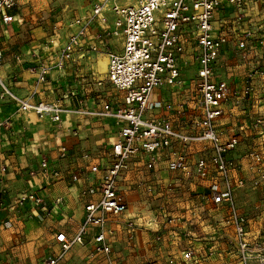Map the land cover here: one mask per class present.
<instances>
[{
	"label": "crops",
	"instance_id": "0c3cea01",
	"mask_svg": "<svg viewBox=\"0 0 264 264\" xmlns=\"http://www.w3.org/2000/svg\"><path fill=\"white\" fill-rule=\"evenodd\" d=\"M93 1L73 5L70 8L74 12H60L53 17L52 23L47 22L46 25L41 22L42 27L34 29L31 25L37 19L21 18L16 4L12 11L14 21L10 24L0 21V78L8 90L28 104H55L66 111L61 113V121L54 123L49 115L39 117L32 109L22 108L9 96L0 97V123L4 125L0 139V264H44L48 258L57 256L61 245L56 241V235L63 233L71 238L83 222L85 204L98 197V193L84 195L83 191L99 184L102 171L109 164L110 146L117 138L119 128L114 119L94 112L100 111L105 104L116 108L123 101L124 93L115 90L107 80L109 54L122 50L123 38L120 34L114 36L110 33L114 14L109 11L101 16L92 14ZM135 1L122 2V5ZM64 7L62 10H67L68 7ZM76 19H80L82 27L79 44L63 66L56 68L54 65L60 50L67 38L77 31ZM263 21L264 0H247L242 11L224 6L216 11V27L226 33L232 31L237 37L244 35L253 45L245 59L235 56L237 49L233 40L225 45L215 66L218 78H225L237 88H242L247 73L253 67L264 69V29L258 27ZM50 37L53 44L48 43ZM191 45L186 46L183 55V85L155 88L150 96L149 114L168 117L180 128L190 122L191 109L196 105V91L192 97L182 91L186 92L190 84L188 62L191 56L194 59ZM43 63L49 69L40 78ZM263 83L264 78L257 79L253 96L230 102L217 123L220 132H235L239 136L238 146L229 156L240 165L239 171L232 176H242L245 180L244 187L236 191L241 211L239 197L255 190L251 182L253 174L242 155L250 148L264 152V135L252 127L255 117H264V100L259 99ZM155 102L164 103L168 109L153 108ZM187 109L189 113L183 115L182 111ZM61 146L68 149V156L64 159L58 158ZM166 153L167 149L158 151L161 161L152 169L145 168V157H139L119 178L118 188L127 204V211L121 216L107 217L103 225L111 253H94L92 238L100 228L91 224L84 243L72 245L59 264H145V257L151 258L149 264H165L166 253L177 255L181 248L191 246L203 259L199 264H208L212 254L207 256V252L210 253L213 247L216 252V245L223 244L220 241L225 236L223 232L227 233L221 224L224 210L214 209L203 197L209 185L208 179L185 178L178 186L181 188H169L168 183L182 175L167 170ZM190 153L191 159L201 155L197 145L191 147ZM42 159L49 162L50 169L60 171L61 176L41 175ZM2 167H5V172H1ZM73 173L78 174L77 181L70 179ZM26 191L41 196L49 203L48 209L39 211L30 202L18 206L17 196ZM176 191H183L184 210L177 208L179 205L175 203L170 204L178 201L175 197L179 192ZM57 198L62 199L61 204L53 203ZM137 199L142 203L132 212L129 205ZM146 203H155L153 210L146 208V212ZM212 210L223 215H212ZM168 218L173 221L169 226ZM128 220L137 224L134 243L126 238ZM142 220L146 225L150 223L154 237L161 239L153 251L146 243L148 235L142 229ZM195 224H198V233L211 231L214 234L213 244L188 237L183 240V245H177V230L188 229L186 234L194 236L192 228Z\"/></svg>",
	"mask_w": 264,
	"mask_h": 264
},
{
	"label": "built area",
	"instance_id": "2783aa9c",
	"mask_svg": "<svg viewBox=\"0 0 264 264\" xmlns=\"http://www.w3.org/2000/svg\"><path fill=\"white\" fill-rule=\"evenodd\" d=\"M15 4V0H0V21L3 24L14 21L12 11ZM222 6L242 11L247 6V0H136L126 5L119 4V0L93 1L92 14L101 16L106 11L114 14L115 20L110 33L114 36L120 34L123 38L122 50L109 54L107 68V80L115 90L124 93L123 101L116 108L105 104L100 111L94 112L95 115L114 119L119 130L117 138L110 146L109 164L103 169L99 184L96 188L88 187L83 191L84 195L98 193L97 199L85 204L83 222L71 238L63 233L56 235L61 252L45 260L44 264H59L72 245L83 244L91 224L100 228L92 238L94 253L110 254L111 248L106 241L103 225L107 217L121 216L127 211V204L118 188L119 178L141 156L145 157V168L155 167L161 161L157 154L161 149H167V170L180 172L182 175L171 180L168 183L169 188L182 185L185 178L209 180L203 197L213 208L224 210L221 224L229 233L228 244L236 245L240 263L248 264L251 257L249 245L257 243L251 242L247 217L236 201V191L244 187L245 180L242 176H232V173L239 171L240 165L229 156L237 148L239 136L235 132H220L217 123L230 102L253 96L255 81L264 78V69L253 67L247 73L242 88L216 76V62L225 45L233 40L237 49L235 56L243 59L246 58L248 49L253 46L248 43L246 36L237 37L232 31L226 33L216 27L215 14ZM74 24L78 26L77 31L67 38L60 50L54 65L56 68L63 66L73 48L79 44L82 34L80 19H76ZM258 27L264 29V21ZM48 43H54L51 37ZM189 43L192 44L197 64L196 105L191 109L190 122L180 128L168 117L149 114L150 96L155 88L183 85V55ZM1 59L0 52V63ZM48 69L44 63L41 65L40 78L48 73ZM0 88V97L9 96L22 108L32 109L39 117L49 115L54 123H59L61 113L66 112L55 104H28L13 95L1 78ZM260 93L259 99L262 101L264 83ZM153 108L167 110L168 106L155 102ZM188 110L182 111V114L187 115ZM2 126L3 123H0V139ZM252 127L258 128V132L264 135V117H255ZM194 145L199 147L201 155L191 159L190 149ZM67 156V147L61 146L58 158L64 159ZM242 159L253 174L252 186H264V152L250 148L245 150ZM1 172H5V167L1 168ZM40 173L55 178L61 176L60 171L50 169L46 159L40 162ZM70 179L77 181L78 174H70ZM61 200L57 198L53 203L59 204ZM27 202L43 212L49 206L47 201L31 191L17 196L18 206ZM166 222L171 223L172 219L168 218ZM133 226L134 222H126L128 230ZM185 255L193 258L194 252L189 249Z\"/></svg>",
	"mask_w": 264,
	"mask_h": 264
},
{
	"label": "rangeland",
	"instance_id": "374dc122",
	"mask_svg": "<svg viewBox=\"0 0 264 264\" xmlns=\"http://www.w3.org/2000/svg\"><path fill=\"white\" fill-rule=\"evenodd\" d=\"M16 7H17V14L21 18H28L29 20H35V23H32L31 28H37V27H42L40 25L41 22H45L46 25L47 22L52 23L53 22V17L56 16L60 12H68L71 10V6H79L81 3H83L86 0H16ZM135 0H119V4L122 2H133ZM64 6L68 7L67 10H62L65 8ZM75 10H71V12H74ZM39 17V18H38ZM188 62V68H189V74H188V79H189V85L188 89L185 92V90H182L185 94H188L189 96L194 95V90H195V75L197 73V67L194 62L193 57L191 56V59ZM181 92V91H180ZM182 93V92H181ZM184 100V99H183ZM175 188H181V187H175ZM257 188V189H256ZM255 190L248 191V193L244 194V196L239 197V204L244 212V214L247 217L248 220V230H249V237L252 243H257V245H249L250 247V252H251V257L250 261L248 264H264V186H259L255 187ZM179 192V196L175 197L177 202L171 201L170 204H177L179 206H176L177 208L179 207L181 210L185 209L186 207V201L183 198V191H176ZM175 192V193H176ZM62 203V200L59 204ZM140 203H142L141 199L133 200L130 203V209H132V212H134L139 206ZM155 203H146L144 204V210L146 212L153 210V206ZM147 208V210H146ZM215 209V208H214ZM144 211V213H145ZM211 212V211H210ZM212 215H223L220 211H213L211 212ZM208 217V215H206ZM151 218V217H150ZM209 219V218H208ZM186 220V218H184ZM140 223H142V229H145V232L147 233V241L146 243L150 246V250L153 251V248L156 246V243H159L161 241L159 236L154 237V233L152 228L150 227V223L148 225L144 224V220H142ZM171 223H168V226L171 225ZM139 225V224H138ZM141 225V224H140ZM139 227V226H138ZM137 228V224L133 226L131 230L126 229V238L127 241L130 243H134V233L135 229ZM177 240L176 244L177 245H183V240L188 237H193L197 240H201V242L209 243L213 242L212 239L214 237V234H211L210 232H206L205 234H200L198 233V224H195L192 228V232H194V236H188L186 233L188 231L181 228L177 230ZM225 236H223L220 241L223 243L222 245H216L217 251H214L215 245H212V250L210 253L207 252V256L212 254L210 261L207 262L208 264H241L239 261V257L236 252V245H229V233L223 232ZM205 237V238H204ZM178 241L180 243H178ZM213 244V243H212ZM179 247V246H178ZM181 247V246H180ZM191 249L194 252V257L193 258H187L185 253L187 250ZM201 254L202 251H199ZM144 263L149 264L150 257H145ZM198 259V260H197ZM202 258L197 254L195 250L192 249L191 247H183L180 249V253L177 255L173 254H167L165 255V258L163 261L165 264H199L202 262ZM201 261V262H200Z\"/></svg>",
	"mask_w": 264,
	"mask_h": 264
}]
</instances>
